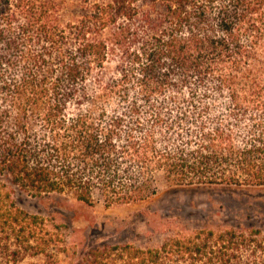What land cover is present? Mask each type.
Returning a JSON list of instances; mask_svg holds the SVG:
<instances>
[{
    "label": "trees",
    "instance_id": "obj_1",
    "mask_svg": "<svg viewBox=\"0 0 264 264\" xmlns=\"http://www.w3.org/2000/svg\"><path fill=\"white\" fill-rule=\"evenodd\" d=\"M158 175L264 187V0H0V264H264V227L88 246L15 198L138 204Z\"/></svg>",
    "mask_w": 264,
    "mask_h": 264
},
{
    "label": "rangeland",
    "instance_id": "obj_2",
    "mask_svg": "<svg viewBox=\"0 0 264 264\" xmlns=\"http://www.w3.org/2000/svg\"><path fill=\"white\" fill-rule=\"evenodd\" d=\"M89 87L97 85L90 81ZM118 105L114 98L109 109ZM173 140L178 142L176 137ZM157 185V194L147 201L114 207H106L100 196L93 206L67 193L37 198L17 192L15 198L27 211L67 225L69 239L88 246L107 242L156 247L177 232L238 225L264 227V187L177 186L161 175Z\"/></svg>",
    "mask_w": 264,
    "mask_h": 264
}]
</instances>
